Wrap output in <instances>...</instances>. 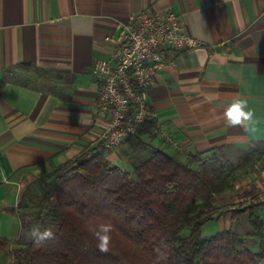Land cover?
<instances>
[{"label": "crops", "instance_id": "1", "mask_svg": "<svg viewBox=\"0 0 264 264\" xmlns=\"http://www.w3.org/2000/svg\"><path fill=\"white\" fill-rule=\"evenodd\" d=\"M145 10L172 11L200 46L167 51L145 93L153 127L102 155L131 173L155 151L183 161L222 149L233 164L258 153L213 213L220 232L239 220L236 228L250 236L248 213L233 212L264 192V0H0V237L19 236L16 207L30 186L96 150L107 121L96 108L92 65L115 49L129 17ZM237 93L254 114L247 130L224 122ZM251 206L264 220V204ZM11 250L0 251L1 264H11Z\"/></svg>", "mask_w": 264, "mask_h": 264}, {"label": "trees", "instance_id": "2", "mask_svg": "<svg viewBox=\"0 0 264 264\" xmlns=\"http://www.w3.org/2000/svg\"><path fill=\"white\" fill-rule=\"evenodd\" d=\"M146 125L152 128L154 121L147 118L138 133ZM202 157L190 154L181 161L155 151L129 173L94 150L55 168L23 193L16 207L20 234L15 240L0 237V251L12 246L11 264H264V220L255 206L233 215L248 213L257 252L231 230L200 236L214 219L216 198L252 169L259 154L236 164L222 149ZM100 223L113 225L108 253L96 248L92 234ZM37 225L50 228L53 238H28Z\"/></svg>", "mask_w": 264, "mask_h": 264}, {"label": "built area", "instance_id": "3", "mask_svg": "<svg viewBox=\"0 0 264 264\" xmlns=\"http://www.w3.org/2000/svg\"><path fill=\"white\" fill-rule=\"evenodd\" d=\"M198 46L172 11L145 10L129 17L115 49L91 68L98 84L96 108L107 121L96 152L112 151L138 134L149 116L145 93L168 61L167 51ZM260 204H264V192L244 198L236 209Z\"/></svg>", "mask_w": 264, "mask_h": 264}, {"label": "clouds", "instance_id": "4", "mask_svg": "<svg viewBox=\"0 0 264 264\" xmlns=\"http://www.w3.org/2000/svg\"><path fill=\"white\" fill-rule=\"evenodd\" d=\"M253 112L248 109L247 100L235 94V98L227 103L224 107L223 118L228 127H241L247 130L250 122L253 119ZM113 225L111 223H100L92 229L93 237L96 241V248L101 253H108L111 246V232ZM28 238L36 243H41L45 240L53 238V231L50 228L41 230V226L31 227L27 233Z\"/></svg>", "mask_w": 264, "mask_h": 264}, {"label": "rangeland", "instance_id": "5", "mask_svg": "<svg viewBox=\"0 0 264 264\" xmlns=\"http://www.w3.org/2000/svg\"><path fill=\"white\" fill-rule=\"evenodd\" d=\"M26 73H28V72H26ZM30 75L31 76H36V73L32 72V74L30 73ZM31 80H35V79L33 78ZM33 84H36V82L34 81ZM237 222H239V220H235V221L231 222V230H232V232L238 234L243 239L247 249H249L252 252H257V247H255L254 244L257 245L258 242L255 239L251 238L250 236H246L244 229L236 228V226H238ZM223 227L224 226L222 225V222H220V220H215L214 219L213 221H210V222L204 224L201 227L200 236L202 238H208V237L220 232ZM186 234H187V232L183 233V235H186ZM0 264H1V261H0Z\"/></svg>", "mask_w": 264, "mask_h": 264}, {"label": "water", "instance_id": "6", "mask_svg": "<svg viewBox=\"0 0 264 264\" xmlns=\"http://www.w3.org/2000/svg\"><path fill=\"white\" fill-rule=\"evenodd\" d=\"M97 154V153H96Z\"/></svg>", "mask_w": 264, "mask_h": 264}]
</instances>
